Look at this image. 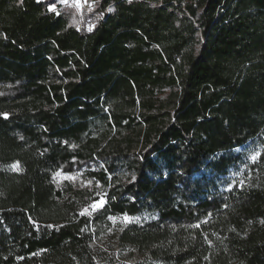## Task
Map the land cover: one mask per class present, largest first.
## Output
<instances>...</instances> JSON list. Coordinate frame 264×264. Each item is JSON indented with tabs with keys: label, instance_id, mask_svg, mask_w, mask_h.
Returning a JSON list of instances; mask_svg holds the SVG:
<instances>
[{
	"label": "trees",
	"instance_id": "trees-1",
	"mask_svg": "<svg viewBox=\"0 0 264 264\" xmlns=\"http://www.w3.org/2000/svg\"><path fill=\"white\" fill-rule=\"evenodd\" d=\"M60 1L0 0V264H99L145 214L125 264H264V150L225 179L264 133V0Z\"/></svg>",
	"mask_w": 264,
	"mask_h": 264
},
{
	"label": "rangeland",
	"instance_id": "rangeland-1",
	"mask_svg": "<svg viewBox=\"0 0 264 264\" xmlns=\"http://www.w3.org/2000/svg\"><path fill=\"white\" fill-rule=\"evenodd\" d=\"M62 7L68 9L70 15L73 17L76 23H81L85 15V6H89L92 11L94 6V0L88 2L87 0H75L73 3L64 0L60 1ZM55 8V6H51ZM58 9V8H57ZM87 12V11H86ZM264 150V133L254 140L237 147L234 152L240 155V162L229 168V173L226 175V182L234 184L235 182L246 183L252 177V164L254 155L259 158L260 154ZM256 159V161H257ZM68 177H72L69 179ZM55 182L60 185L65 181H72L77 186H92V182L85 179L82 172H68L64 170L58 171L54 176ZM105 199H102L96 203H93L88 208L84 209V212L92 214L97 208H93L94 204H99ZM148 215L128 216L122 215L111 216L112 225L101 223L98 225L95 239L92 243L94 251L97 255L99 264H125L135 259L137 252L130 245H120L115 239V233L118 229L124 225L138 222L146 219Z\"/></svg>",
	"mask_w": 264,
	"mask_h": 264
},
{
	"label": "snow or ice",
	"instance_id": "snow-or-ice-1",
	"mask_svg": "<svg viewBox=\"0 0 264 264\" xmlns=\"http://www.w3.org/2000/svg\"><path fill=\"white\" fill-rule=\"evenodd\" d=\"M64 2L66 3L67 0H64ZM52 10H55V9L53 8ZM110 11H111V9H110ZM57 14H58V13H57ZM252 159H253V162H255L256 159H257V156L254 155V156L252 157ZM68 178H69V179H72V177H68ZM97 207H103V201H101L99 204H94V205H93V208H97Z\"/></svg>",
	"mask_w": 264,
	"mask_h": 264
},
{
	"label": "built area",
	"instance_id": "built-area-1",
	"mask_svg": "<svg viewBox=\"0 0 264 264\" xmlns=\"http://www.w3.org/2000/svg\"><path fill=\"white\" fill-rule=\"evenodd\" d=\"M69 3H73L75 0H68ZM88 2H91L92 0H87ZM85 10L88 12V13H91V10H90V7L87 5L85 6Z\"/></svg>",
	"mask_w": 264,
	"mask_h": 264
}]
</instances>
